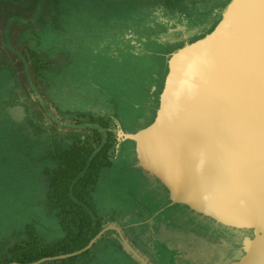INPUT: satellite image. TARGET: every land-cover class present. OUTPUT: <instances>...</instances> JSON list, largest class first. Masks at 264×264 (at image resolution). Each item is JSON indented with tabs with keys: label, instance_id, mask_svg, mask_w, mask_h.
Wrapping results in <instances>:
<instances>
[{
	"label": "rangeland",
	"instance_id": "obj_1",
	"mask_svg": "<svg viewBox=\"0 0 264 264\" xmlns=\"http://www.w3.org/2000/svg\"><path fill=\"white\" fill-rule=\"evenodd\" d=\"M197 1L206 6L201 16H192L187 7L182 8V0L125 3L132 9L140 2L176 6L173 15L181 17V23L165 17L159 21L139 17L135 11L131 15L124 11L125 16H121L123 3L117 0H0V244L32 239L52 244L64 239L45 202L46 169L51 168L55 155L87 135V130L73 128L77 123L111 119L116 139L119 131L134 134L151 124L156 103L139 100L135 91L142 81L139 67L159 69L161 56L171 55L212 31L228 0ZM128 22L135 23L129 36L134 52L121 37L122 24ZM131 51L147 63L130 58ZM163 75L160 70L156 84ZM115 154L112 166L99 176L94 193L97 210L108 211L100 231L109 225L120 229L148 264H175L174 258L162 261L146 233L154 228L150 219L146 220L140 208L125 207L132 198L122 178H129L133 183L130 187L139 181L134 170V143L118 142ZM156 185L166 201V191ZM176 207L198 224L220 226L187 208ZM251 233L245 231L243 237ZM103 238L115 242L137 264L114 231L100 236L91 249L76 256V262L85 264L93 259V249ZM161 244H165L167 257H173L179 248H188L193 253L186 255L188 264H202L194 249H209L179 231L169 233ZM237 257L235 253L223 263Z\"/></svg>",
	"mask_w": 264,
	"mask_h": 264
},
{
	"label": "water",
	"instance_id": "obj_2",
	"mask_svg": "<svg viewBox=\"0 0 264 264\" xmlns=\"http://www.w3.org/2000/svg\"><path fill=\"white\" fill-rule=\"evenodd\" d=\"M136 167L167 191L170 205L234 230L243 255L226 264H264V0H230L214 29L172 53L154 120L134 134ZM114 231L137 264H148L122 231L107 226L82 250Z\"/></svg>",
	"mask_w": 264,
	"mask_h": 264
},
{
	"label": "trees",
	"instance_id": "obj_3",
	"mask_svg": "<svg viewBox=\"0 0 264 264\" xmlns=\"http://www.w3.org/2000/svg\"><path fill=\"white\" fill-rule=\"evenodd\" d=\"M117 1L123 3L120 6L121 16H125L124 11H127L130 15L135 11V14L139 15V17L140 15L148 16L149 19L153 18L158 21L160 17H165L181 23L183 22L181 17L175 18L173 15L174 9L177 8L176 6L174 8L169 4L159 5L157 4L159 0H156V5L140 2L141 4L134 9L125 5V3H129L131 0ZM182 1L184 2L182 8L186 9L187 7L189 12L193 13L192 16H201L200 14L203 12V9L206 8V6L200 5V2L197 0ZM229 1L230 0H228L227 4ZM134 25L135 23L130 22L123 23L122 26L124 28L121 31L122 39H125L126 44L129 45L133 52L134 46L130 45L132 41L129 39V36L132 34ZM142 25L143 27L147 26L146 23L139 24V26ZM138 32L140 31L138 30ZM132 51L130 58H139L138 60L141 62L144 63L145 61V63H147L146 59L140 58ZM169 57L170 55L161 56L162 59L159 69L156 67H149L148 70H145L146 67L143 66V64L139 67L142 86L136 87L135 91L139 96V100H152L155 102V111L158 108L159 94L161 93L164 78L167 74V61ZM160 70L161 72L163 71L164 75L162 79L160 78L158 84H156ZM126 97L128 96H125V98ZM73 128L87 130L88 133L84 137L77 138L71 142L64 151L55 155L52 167L45 171L47 175V185L44 192L45 202L57 219L64 233V239L59 243L52 244L44 243L37 239H32L30 241L17 240L12 244H0V254L2 253L0 255V264H33L42 259L54 258L59 255H66L79 251L85 248L89 241L100 232L103 219H107L108 211H102L101 213V211L97 210L94 193L99 176L105 169L112 166L116 155L117 141L114 133V121L111 119L96 120L91 118L85 125L77 123ZM134 170L138 173L139 178V181L137 180L136 182L137 187H130L133 183L129 178H122L132 198L129 203H125V207L140 208L141 214L148 217L146 220L150 219V222L154 224V228L148 230V232L146 231V233L148 236L150 235L152 237L151 233H157L155 227L157 221H161L160 223L162 224L166 223L164 220L165 218L167 219V217L164 218V214L167 208L165 207L169 205L170 202L167 197L165 201L161 192L157 193L159 191L156 185L158 181L148 177L147 174L139 168H135ZM135 187L136 189H133ZM162 189L164 188L162 187ZM162 203H164V206ZM160 205L162 206L161 208H159ZM153 242L158 253H161L162 261L165 262L166 259L163 248L166 243L163 245L161 243L157 244L154 239ZM93 252H95L94 258L90 259L85 264H134L115 242H105L104 238L96 244ZM76 259H78V257L53 261L52 263L45 262L44 264H78Z\"/></svg>",
	"mask_w": 264,
	"mask_h": 264
},
{
	"label": "flooded vegetation",
	"instance_id": "obj_4",
	"mask_svg": "<svg viewBox=\"0 0 264 264\" xmlns=\"http://www.w3.org/2000/svg\"><path fill=\"white\" fill-rule=\"evenodd\" d=\"M169 207H167L164 214V218L167 217V219L165 218L164 220L166 223L162 224L160 223L161 221H157L155 226L157 233H151L152 238L156 240L157 244L163 242L169 233L179 231L181 233H187L189 237H192L193 241L195 240L197 243L209 248L204 252L194 249L198 258L200 257V259H202L200 262L202 264H210L212 261H215L216 264H225L223 261L229 259L231 256L233 257L235 253L238 254V257L228 262L236 261L243 255L242 238L245 233L244 230H234L213 225L206 226L201 223L198 224L186 215L188 213L184 211L178 212L175 205L169 204ZM248 237L252 238V233L248 235ZM187 254L192 255L193 253H191L188 248H179L173 257H167L168 254H165V259L174 258L175 264H188L186 260Z\"/></svg>",
	"mask_w": 264,
	"mask_h": 264
},
{
	"label": "crops",
	"instance_id": "obj_5",
	"mask_svg": "<svg viewBox=\"0 0 264 264\" xmlns=\"http://www.w3.org/2000/svg\"><path fill=\"white\" fill-rule=\"evenodd\" d=\"M58 155V154H57ZM54 159V158H53ZM52 165H53V162H52ZM52 165H51V167H52Z\"/></svg>",
	"mask_w": 264,
	"mask_h": 264
}]
</instances>
